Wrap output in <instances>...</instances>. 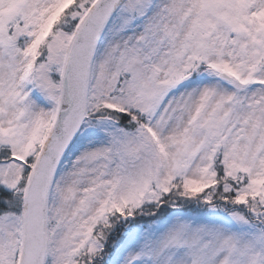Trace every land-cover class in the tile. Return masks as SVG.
<instances>
[{
  "label": "snow or ice",
  "instance_id": "6c2138e0",
  "mask_svg": "<svg viewBox=\"0 0 264 264\" xmlns=\"http://www.w3.org/2000/svg\"><path fill=\"white\" fill-rule=\"evenodd\" d=\"M0 264H264V0H0Z\"/></svg>",
  "mask_w": 264,
  "mask_h": 264
}]
</instances>
